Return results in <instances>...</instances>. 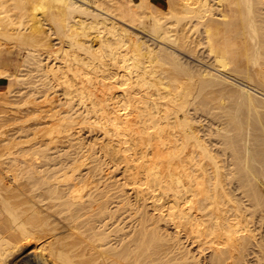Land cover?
<instances>
[{
	"label": "bare ground",
	"instance_id": "6f19581e",
	"mask_svg": "<svg viewBox=\"0 0 264 264\" xmlns=\"http://www.w3.org/2000/svg\"><path fill=\"white\" fill-rule=\"evenodd\" d=\"M10 5L21 11L18 22ZM26 67L42 86L32 80L15 90L27 81ZM0 76L8 79L0 90V123L8 110L20 111L7 105L12 92H28L23 104H32L18 121L32 144L0 152V264L15 255L19 240L38 234L45 237L41 247L24 253L29 264L45 250L54 264H171L161 252L168 237L153 214L132 212L131 199L110 200V182L99 184L105 155L123 159L124 184L139 197L145 191L151 208L198 250H210L196 261L186 248L178 256L173 250L180 263L264 264L257 187L264 176L258 156L264 152V0H0ZM216 90L244 104L245 130L228 129L227 118L228 126L224 119L225 126H216L222 115L203 101ZM218 101L224 107L225 99ZM197 105L213 111L212 135V120L203 129L207 123L201 127L192 116ZM83 126L104 134L101 159L99 150L84 149L73 137ZM214 133L233 156H222Z\"/></svg>",
	"mask_w": 264,
	"mask_h": 264
},
{
	"label": "rangeland",
	"instance_id": "374dc122",
	"mask_svg": "<svg viewBox=\"0 0 264 264\" xmlns=\"http://www.w3.org/2000/svg\"><path fill=\"white\" fill-rule=\"evenodd\" d=\"M161 1V0H160ZM163 1V0H162ZM9 8H12V16H11V19L12 20H14V21H17L18 22V20L20 19V18H22V15H21V11L20 10H18L17 11V9L14 7H12V5H10L9 6ZM11 13V12H10ZM24 19H25V17H24ZM13 25H18V23H15V24H13ZM16 51H18V50H15V52H14V54H13V56H14V58L15 59H19V55L17 54V52ZM183 54V53H182ZM184 57H186L187 58V60H190V59H193V63H195L194 61H196V63L197 64H199V65H202L203 67L204 66H206V68H213L212 70H214V71H216V68L215 67H210L209 65L210 64H208L207 65V63L205 64V61L203 62L202 60V62H199L200 60H197L196 58H192V57H189V56H186V55H183ZM21 59V58H20ZM205 64V65H204ZM212 66V65H211ZM28 69V70H27ZM25 71H27V72H25ZM23 72H25L26 74H27V81H26V79H25V81L26 82H23L22 81V83H17V84H14V88H15V90H19V89H21V87H26V88H22L21 90L22 91H24V90H26V89H28V86H27V84L28 85H30V81H34V84L36 85V86H42L41 85V83H40V80L36 77V78H34V76H35V72L33 73L32 71H30V68H27L26 67V69L23 71ZM33 74H32V73ZM216 72H218V73H220L219 72V70H217ZM221 74V73H220ZM223 74V73H222ZM30 75V76H29ZM31 75H33V76H31ZM26 76V75H25ZM30 77H33V78H31L30 79ZM29 78V79H28ZM37 80H39V81H37ZM7 82V79H5L4 80V82H2V84L0 85V89H2V85H4L5 83ZM28 82V83H27ZM23 83H25V84H23ZM27 83V84H26ZM31 85H32V83H31ZM18 87H20L19 89H18ZM17 88V89H16ZM29 89H30V87H29ZM41 89L42 90H44L42 87H41ZM54 89V88H53ZM53 89L52 90H49V93H51L50 91H52V93L50 94V96H52L53 95V93H54V91H53ZM55 89H56V87H55ZM192 90H194L195 91V89H192ZM17 92V91H16ZM16 92H12L11 94H9V97H8V99H9V101L11 100L12 101V103H11V101H10V104H12V105H10V104H7L8 106H11L12 107V109H13V107H15L16 105H18V106H20V111H19V113L18 112H12V111H7L6 113L7 114H5L6 116L2 119V121H1V123H0V152H7V146H11V148H10V150H12V151H20L21 149H19V148H21V146L22 147H26V146H30L31 144H32V141H26V140H29L30 139V136H24V132H18V130L20 129L19 128V123L21 122V120L23 119V118H25V116H24V114L23 113H25L26 111H27V106H30V104L31 103H29L27 106L25 105V104H23V98L25 97L26 98V95L28 94V92L26 93V92H22V93H20L19 94V91H18V93H16ZM58 93H59V91H57L55 94L57 95V96H59L58 95ZM56 95H54V96H56ZM15 96H17V98L15 97ZM38 96V95H37ZM201 96L202 95H200L199 97L201 98ZM13 97V98H12ZM14 97L16 98V99H14ZM28 97V96H27ZM62 97V96H61ZM220 97H223L224 99H225V101L223 102V104H224V107H222V108H218L217 107V104L219 103V101H218V99H220ZM19 98V99H18ZM24 98V99H25ZM39 99H38V101H40L41 99H40V97H38ZM37 100V99H36ZM22 101V102H21ZM203 101L205 102V103H207V105L210 107V108H213V111L215 112V110H216V112H218V115L220 114V116L221 117H219V116H217V117H219V118H217L218 120H216V112H215V117H213L214 116V113L213 114H208V110L210 111L211 109L209 108V109H206V108H208V107H206L205 108V106L204 105H197L196 107L197 108H195L194 110H192V116H194L195 118H197L196 120H198V123H200L199 121H201V127H203V125L202 124H206L207 123V125L205 126V127H209L210 125L212 126L215 122H217V125H216V123L214 124V126L216 125V126H225L227 123V120L225 121V119L227 118L229 121H228V124H230L229 125V128L228 129H230L231 128V130H235L234 128H235V126H236V129L238 128H240V130L239 131H241L242 132V130H245V128H243V127H245L246 125H244V124H246L245 122H246V114H245V109H244V104L242 103V102H240V101H237L235 98H234V96L232 95V94H230V93H226V92H222V91H218V90H216V91H214L213 93H208V94H206V96H205V98H203ZM20 102V103H19ZM37 102V101H36ZM1 103V102H0ZM6 105V106H7ZM0 106H1V104H0ZM26 106V107H25ZM31 106H32V104H31ZM31 106H30V108H31ZM203 106H204V109H206L207 111H204L202 108H203ZM10 107V108H11ZM25 107V108H24ZM198 107H199V109H198ZM23 108L25 109L22 113H20L22 110H23ZM22 109V110H21ZM1 110V109H0ZM198 110H200V112L201 113H199V111ZM225 110H227V111H225ZM194 111V112H193ZM213 111H210L211 113L213 112ZM1 112V111H0ZM205 112V113H204ZM207 112V113H206ZM197 113V114H196ZM10 114V115H9ZM12 114V115H11ZM196 114V115H195ZM205 114H207V115H205ZM213 115V116H212ZM197 116H199V117H197ZM206 116H208V117H206ZM209 116H210V118H209ZM204 117V118H203ZM213 117V118H212ZM20 118V119H19ZM214 118H215V120H214ZM221 118V119H220ZM17 119H19V120H17ZM200 119V120H199ZM202 119H204V120H202ZM209 119V120H208ZM222 119H224V122L226 123H223L222 121ZM210 120H214L213 122L212 121H210ZM222 120V121H221ZM18 121H20V122H18ZM210 121V123H212V124H210V123H208V122ZM223 123V125L222 124H219V123ZM233 123V124H232ZM210 124V125H209ZM219 124V125H218ZM228 124H227V126H228ZM232 125V126H231ZM242 125V126H241ZM17 126V127H16ZM82 126V125H81ZM210 126V130L212 129L213 131L216 129V127L215 128H213L214 126H212L211 127ZM203 128V129H208V127L207 128ZM234 127V128H233ZM254 127V126H253ZM252 127V128H253ZM12 128V129H11ZM18 128V129H17ZM251 128V129H252ZM255 128V127H254ZM252 129L256 134L259 132V129H257V128H255V129ZM90 129V130H89ZM237 129V130H238ZM84 130V131H83ZM92 130H94V129H91V128H89V127H87V126H83L82 127V129H79V130H75L74 132V138H76L77 136V138H79V139H81V142H82V144L84 145V149L85 148H87V149H91V150H95V149H97L96 151H98L99 149H100V147L99 146H101L105 141H106V139H105V137L103 136L102 137V135H104V134H102L101 132L102 131H99V130H94V131H92ZM209 130V131H210ZM212 130L210 131V134L212 135ZM256 130V131H255ZM7 131V132H6ZM20 131V130H19ZM98 131V132H97ZM230 131V130H229ZM232 131V132H233ZM253 131H251V132H253ZM79 132H80V134H79ZM215 132H216V130H215ZM222 133L224 132V131H221ZM231 132V131H230ZM236 132V131H235ZM238 132V131H237ZM83 133V134H82ZM86 133H88V134H86ZM91 133V134H90ZM228 133V132H227ZM226 133V134H227ZM254 133V134H255ZM260 133V132H259ZM258 133V134H259ZM101 134V135H100ZM215 134V133H214ZM229 134V133H228ZM230 134H232V133H230ZM234 134V133H233ZM6 135V136H5ZM83 135V136H82ZM209 136L208 135V137H211V138H213V140H214V138L215 139H217V141H219L220 139H221V143H220V141H219V143L218 142H215V140H214V142H215V144H217L218 146H219V148L220 149H222V145H227V144H224V142H223V144H222V138H221V136H220V138H217V133L214 135V136ZM80 136H82V137H80ZM93 137V140H92V137ZM95 136H96V138H99L100 136V138L98 139V141H96L97 139L95 138ZM98 136V137H97ZM7 137V138H6ZM85 138V139H84ZM94 139H96V140H94ZM224 139H226V142H227V138H223V141H224ZM75 140H77V139H75ZM74 140V141H75ZM85 140V141H84ZM89 142H88V141ZM103 140H104V142H103ZM4 141V142H3ZM9 141V143H6V142H8ZM88 142V144H87V142ZM92 141V142H91ZM24 142V143H23ZM27 142V143H26ZM94 142V143H93ZM96 142V143H95ZM99 142H101V143H99ZM251 142H254V140L252 139L251 140ZM5 143V144H4ZM13 144V145H11V144ZM18 143V144H17ZM20 143V144H19ZM53 144H59V143H51V145H50V147H52L53 146ZM94 144H95V146H94ZM96 144H97V146H96ZM101 144V145H100ZM24 145V146H23ZM62 145H64V146H62ZM6 146V147H5ZM61 146H62V148H65V146H66V144L64 143H60V145H59V147L61 148ZM88 146V147H87ZM90 146V147H89ZM217 146V147H218ZM228 146V145H227ZM17 147V148H16ZM93 147V148H92ZM98 147V148H97ZM223 148H225V146L223 147ZM5 151H4V150ZM69 149V148H68ZM228 147H227V150H223V151H225V153L223 154V151H221L222 152V156H224L227 152H228ZM231 149V148H230ZM2 150V151H1ZM72 150H74V148L73 147H71L70 148V151H72ZM50 152L52 151V149L51 150H49ZM101 153V154H100ZM230 154L229 155H225V156H229V157H231V156H233V151L232 150H230V152H229ZM99 154L102 156H104V154L102 153V152H100V150H99V153H98V157L101 159V156H99ZM228 154V153H227ZM259 155H262V157L261 156H259ZM107 155H105L100 161H101V164H102V166L104 167V170H103V175L105 174V178H104V176L102 177V179H103V181L101 180V182L99 183V184H101V183H105L104 182V180L107 182V183H109L110 184V186L111 187H109L110 188V192L111 193H109V198H110V200H113V201H115V199H116V197H117V199L116 200H118V199H127L126 201H129L130 199V203H131V205H132V212H134L133 210H135L136 208H137V213H142V214H144V211H148V215H151V214H153V221H155L156 222V220H157V225H158V230H161L160 232V234H162L163 233V235H166L167 237H168V239L167 240H162V244H164V247H163V245H162V248L161 249H163V251L161 250V252L163 253V255H162V257H164V260H165V256L167 255V258H166V260H169L170 261V263L171 264H182V263H180V261L181 260H179V259H177V257L175 256V255H177L178 256V254H179V249H183V248H186V250H189L188 252L189 253H193V255L192 256H195V257H193V259L195 258V261L196 260H198V259H202V257H204V256H206L209 252H210V250L209 249H203V250H205L204 251V253L205 254H203V253H201V251L203 252V250H198L199 248H197V246L195 247V243H192L191 242V240L189 239V238H187V237H185V235L183 234V232L181 231V233H179V231H178V229L175 227L174 228V226H173V224L171 225V222L169 223V222H167L168 220L164 217V215H162V214H159L160 212L161 213H163L162 211H160V210H156L154 207L153 208H151V206H152V204L150 203V202H152V200H151V198L150 197H146L145 196V191H140V192H142L141 193V195L142 196H137L138 195V193H137V195H136V192H135V189L131 186V188L134 190V191H132V189H130L129 187H130V185L129 184H124V180H126V182L125 183H127V175H128V173H127V168L124 166L126 163H125V161L122 159V158H120V160L121 161H116L117 159H114L113 161H111L112 159L110 158L109 159V157H106ZM224 156V157H225ZM258 156L259 157H261V160H259L260 158H257L258 160H259V165H261L262 163H263V165H264V162H262V160L264 161V152L261 154V153H259L258 154ZM257 156V157H258ZM119 158V157H118ZM105 159H106V162H104L105 161ZM110 160V161H109ZM119 160V159H118ZM115 161V162H114ZM114 162V163H113ZM119 162V163H118ZM122 164H121V163ZM123 162H124V164H123ZM104 163V164H103ZM112 163V164H111ZM118 163V164H117ZM256 163V162H255ZM257 163H258V161H257ZM257 163H256V165H257ZM107 164V165H106ZM108 164H109V166H108ZM121 164V165H120ZM114 165L115 166H117V167H114ZM120 165V166H119ZM124 166V167H123ZM112 167V168H111ZM264 167V166H263ZM109 168V169H108ZM117 168V169H116ZM113 169V170H112ZM122 169V170H121ZM108 170V171H107ZM115 170V171H114ZM124 170V171H123ZM110 171H111V173H110ZM109 172V173H108ZM127 173V174H126ZM121 174V175H120ZM125 174V175H124ZM110 175V176H109ZM117 175H118V177H119V175H120V177L118 178L117 177ZM108 176V177H107ZM116 176V178H114ZM124 176V177H123ZM261 177H263L259 182H257L258 183V186L257 187H259V185L261 186V189H260V187H259V189H260V191L262 192H260L259 191V193H260V195H261V197H259V201H261V200H264V184H262L263 183V181H264V176H261ZM107 178H108V180H107ZM110 178V179H109ZM123 178V179H122ZM118 179V180H117ZM115 180H116V182H115ZM119 181V182H118ZM121 182L123 183V184H121ZM260 183V184H259ZM115 186H114V185ZM120 184V185H119ZM102 185V184H101ZM100 185V186H101ZM104 185V184H103ZM102 185V186H103ZM112 185L114 186V189H113V187H112ZM123 185H127V187H124ZM129 185V186H128ZM101 186V187H102ZM117 186H119L120 187V189H119V187H117ZM121 187H122V189H123V191H121V192H119V190H121ZM124 187V188H123ZM115 188H116V190H115ZM117 189H119V190H117ZM258 189V190H259ZM117 192L116 194L113 192ZM127 190V191H126ZM263 190V191H262ZM127 192V193H126ZM236 192V195H237V193H240L241 191L240 190H238V192H237V190L235 191ZM114 193V194H113ZM121 193V194H120ZM133 193V194H132ZM146 194H147V192H146ZM118 195V196H117ZM122 197H121V196ZM131 195V196H130ZM135 197H134V196ZM139 195H140V193H139ZM238 195H240V194H238ZM130 196V197H129ZM147 196H149L148 194H147ZM242 197V199H244L245 200V202L247 201V196H245V197H243L244 196V194L242 193V195H241ZM113 197L115 198V199H113ZM118 197H121V198H118ZM123 197H125V198H123ZM144 197V199H142ZM136 198H138V200L136 199ZM149 198V199H148ZM146 199H148V200H146ZM136 200V201H135ZM146 200V201H145ZM150 200V201H149ZM132 201V202H131ZM145 201V202H144ZM136 203L135 205H134V203ZM142 202H144V203H142ZM150 203V204H149ZM264 203V201H262V203L261 204H263ZM145 204H147V208L146 207H144V206H146ZM143 205V206H142ZM134 206V207H133ZM137 206V207H136ZM148 206H150V207H148ZM138 207H140V211L138 210ZM134 208V209H133ZM151 208V209H150ZM153 209H154V211H153ZM139 211V212H138ZM158 211V212H157ZM153 212V213H152ZM136 213V214H137ZM146 213V212H145ZM158 213V214H157ZM126 214V213H125ZM156 214H157V216H156ZM158 215H161L160 217H158ZM154 216H156V218L154 217ZM151 217V218H152ZM120 220L119 221H122V223H123V220H122V215L120 216ZM164 218V219H163ZM165 220L164 221V223H163V220ZM129 220V219H128ZM127 220V221H128ZM133 220V219H132ZM162 222H161V221ZM167 220V221H166ZM160 221V222H159ZM132 222H134V221H132ZM159 222V223H158ZM167 222V223H166ZM126 223H128V222H126ZM126 223H124V224H126ZM161 227H160V226ZM163 226V227H162ZM160 228V229H159ZM168 229V230H167ZM166 232H165V231ZM170 230V231H169ZM163 231V232H162ZM177 232H178V238L176 237L177 236ZM165 233V234H164ZM171 233V234H170ZM173 234V235H172ZM40 236L42 237V234H38V238L37 237H35V236H26V238H22V240H19V242H18V250L15 252V257L14 256H12V257H10L11 258V260L10 261H8V263L7 264H9V263H11V264H29L28 262L29 261H27L28 259H30L31 260V257H27L28 259L26 260V258H24V253L26 252H28L29 250H31L34 246L33 245H37L39 248L41 247V245L40 244H42V243H40V242H42L43 241V239L45 238V237H43L41 240H40ZM169 236H171V238L172 237H174L175 238V240H177L178 239V241H180V243L181 244H179V248L177 249V247L175 248H173V245H172V240H171V238L169 237ZM27 238H31V239H33V240H29V243H27L26 241L28 240ZM170 238V239H169ZM174 238H172L173 240H174ZM177 238V239H176ZM183 240H182V239ZM26 239V240H25ZM180 239V240H179ZM170 240H171V243H170ZM181 240H182V242H181ZM37 241V242H36ZM22 242V243H21ZM165 242V243H164ZM190 242H191V244H190ZM22 244H24L25 246H23ZM169 245H171V246H169ZM181 245H184V246H181ZM20 246H22L23 248H20L19 249V247ZM168 248H167V247ZM187 246V247H186ZM25 247V248H24ZM31 248V249H30ZM166 250H168V251H165V249ZM197 248V249H196ZM24 249V250H23ZM25 249H26V251H25ZM27 249H29V250H27ZM22 250H23V252H22ZM175 251V255L173 256V252ZM177 250V251H176ZM194 250V251H193ZM170 251H171V253H172V255L170 254ZM173 251V252H172ZM179 251V252H178ZM193 251V252H192ZM196 251V252H195ZM200 251V252H199ZM208 251V252H207ZM164 252H165V255H164ZM166 252H168V253H166ZM199 252V253H198ZM19 253V254H18ZM44 256H42V259L40 260V259H38V258H35L36 259V264H39L41 261H42V263L43 262H45V264H54L55 262H54V260L53 259H50V258H52V257H50V256H48V254H49V252H48V250H45L44 251ZM161 253V254H162ZM195 253V254H194ZM22 254V255H21ZM170 254V255H169ZM196 254L198 255H200V257H198L197 259H196ZM202 254H203V256H202ZM198 255V256H199ZM174 258H173V257ZM20 259H19V258ZM45 257V258H44ZM169 257V258H168ZM171 257H172V259H171ZM15 258V259H14ZM205 258V257H204ZM33 259V258H32ZM174 259V260H173ZM15 260V261H14ZM40 260V261H39ZM53 260V261H52ZM174 261V262H171V261ZM178 260V261H177ZM12 261V262H11Z\"/></svg>",
	"mask_w": 264,
	"mask_h": 264
},
{
	"label": "crops",
	"instance_id": "0c3cea01",
	"mask_svg": "<svg viewBox=\"0 0 264 264\" xmlns=\"http://www.w3.org/2000/svg\"><path fill=\"white\" fill-rule=\"evenodd\" d=\"M5 79H7V78L4 77V76H0V85L2 84V82H4ZM7 83H8V79H7V82L4 85H2V89L5 88V86L7 85ZM2 89H0V90H2Z\"/></svg>",
	"mask_w": 264,
	"mask_h": 264
}]
</instances>
